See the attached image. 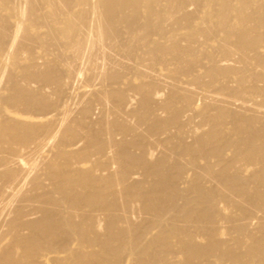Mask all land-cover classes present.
<instances>
[{
    "label": "bare ground",
    "instance_id": "1",
    "mask_svg": "<svg viewBox=\"0 0 264 264\" xmlns=\"http://www.w3.org/2000/svg\"><path fill=\"white\" fill-rule=\"evenodd\" d=\"M0 264H264V0H0Z\"/></svg>",
    "mask_w": 264,
    "mask_h": 264
},
{
    "label": "rangeland",
    "instance_id": "2",
    "mask_svg": "<svg viewBox=\"0 0 264 264\" xmlns=\"http://www.w3.org/2000/svg\"><path fill=\"white\" fill-rule=\"evenodd\" d=\"M110 51H111V50H110ZM139 53H141V52H139ZM98 60L101 61L100 58H99ZM167 61H168V63H167V62H163V63H164V65L167 64V65H165V66H166V67H169V68L171 69V71H169V70H170L169 68H167V70H166V68L164 69V66H163V68H162V65H161L162 63H159L160 65H159L158 63H156V64L153 65V66H155L154 69H156V71H157L158 73L161 72V74L163 73L162 75H164V74L166 75V77H164V80L166 79L165 81H169V80H170V79L167 80V78H169V77L171 76V75H170L171 72H173L172 74L175 76V70H176V67H175L176 65L173 63L174 66H172V65H171V62H172V61H171V62H169V60H167ZM130 63H131V62H130ZM142 63H143V62H142ZM142 63H141V64H142ZM145 64H146V67L144 66V64L141 65L142 67L144 66V68H145V69H144V68H141V70L144 69L143 72H145V71H149V69H150V71H152V68H153L152 65L150 64V67L148 68V66H149V65H147L148 63L146 62ZM157 64H158V65H157ZM169 64H170V66H169ZM156 65H157V66H156ZM141 66H140V67H141ZM140 67H139V68H140ZM157 67H158V68H157ZM171 67H172V68H171ZM173 68H174L175 70H174ZM168 69H169V70H168ZM165 70H166V71H165ZM172 70H173V71H172ZM167 71L170 72V74H168L169 76L166 74ZM164 72H165V73H164ZM165 75H164V76H165ZM171 77H172V78H171ZM171 77H170V78H171L170 82H173L172 79H174V77H173V76H171ZM138 81H139V80H138ZM203 84H204V85H203V87H204L203 89H206V90H207L208 88H206L205 85H207L208 83H207V84L203 83ZM159 86H160V85H159ZM162 86H163V85H162ZM162 86H161V87H162ZM100 96H103V95H100ZM100 96H98V97H100ZM98 97H97V95H95V96L92 97V98H94V99H92L91 97H90V99H91V100H94L96 104H97V103L99 104V102H98V101H99V100H98L99 98H98ZM100 98H103V97H100ZM91 102H93V101H90V103H91ZM95 103H91V104H92V107L94 106V107H93V110H94L93 113H95V116H97V115H100L101 113L104 112V108H103V112H100V111H99V110L101 109V108H100V107H101L100 104H99V105L97 104V106H98V107H97L96 105H94ZM104 104H105V103H104ZM95 106H96V107H95ZM99 106H100V107H99ZM105 106L107 107V104H105ZM97 108H99V109H98V112H97ZM106 109L108 110V107H107ZM107 112H108V111H107ZM99 113H100V114H99ZM105 114H106V113H105ZM107 116H108V118H107ZM107 116H106V115L104 116V114L101 115V117L104 118V120H107V119L110 120V119H111V118H110L111 116L109 117V114H108ZM109 118H110V119H109Z\"/></svg>",
    "mask_w": 264,
    "mask_h": 264
}]
</instances>
